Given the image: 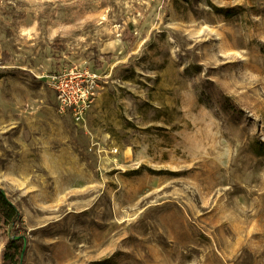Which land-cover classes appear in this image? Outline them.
<instances>
[{
    "label": "rangeland",
    "instance_id": "1",
    "mask_svg": "<svg viewBox=\"0 0 264 264\" xmlns=\"http://www.w3.org/2000/svg\"><path fill=\"white\" fill-rule=\"evenodd\" d=\"M0 189L19 264H264V0H0Z\"/></svg>",
    "mask_w": 264,
    "mask_h": 264
},
{
    "label": "built area",
    "instance_id": "2",
    "mask_svg": "<svg viewBox=\"0 0 264 264\" xmlns=\"http://www.w3.org/2000/svg\"><path fill=\"white\" fill-rule=\"evenodd\" d=\"M46 79L59 113H70L76 123L84 121L98 94L99 77L85 66H70L50 73Z\"/></svg>",
    "mask_w": 264,
    "mask_h": 264
},
{
    "label": "trees",
    "instance_id": "3",
    "mask_svg": "<svg viewBox=\"0 0 264 264\" xmlns=\"http://www.w3.org/2000/svg\"><path fill=\"white\" fill-rule=\"evenodd\" d=\"M18 226H22L18 209L0 189V228L7 230L11 227L14 230ZM22 238L21 236L19 239L14 240L11 237L7 240L1 251L0 264H19L22 253Z\"/></svg>",
    "mask_w": 264,
    "mask_h": 264
},
{
    "label": "water",
    "instance_id": "4",
    "mask_svg": "<svg viewBox=\"0 0 264 264\" xmlns=\"http://www.w3.org/2000/svg\"><path fill=\"white\" fill-rule=\"evenodd\" d=\"M2 193L5 194V193L3 192V190H2ZM10 230H11V227H9V229H8V233L10 232ZM9 237H11V236H9ZM12 238H13L14 240H17V239H19V236H12ZM22 241H23V243H22V253H21V255H20V261H21V259H22V255H23V252H24L25 247H26V239H25L24 237L22 238Z\"/></svg>",
    "mask_w": 264,
    "mask_h": 264
}]
</instances>
